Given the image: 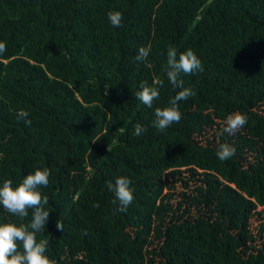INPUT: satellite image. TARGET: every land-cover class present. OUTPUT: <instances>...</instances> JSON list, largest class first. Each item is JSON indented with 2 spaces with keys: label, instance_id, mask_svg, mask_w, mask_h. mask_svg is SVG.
<instances>
[{
  "label": "trees",
  "instance_id": "obj_1",
  "mask_svg": "<svg viewBox=\"0 0 264 264\" xmlns=\"http://www.w3.org/2000/svg\"><path fill=\"white\" fill-rule=\"evenodd\" d=\"M0 42V185L50 170L37 239L53 264H264V0H0ZM170 46L191 48L204 71L181 73L196 95L160 132L154 109L180 90L164 72ZM154 79L164 86L149 108L134 94ZM236 111L247 124L222 133ZM219 143L235 155L220 161ZM121 175L126 212L106 187ZM9 221L21 222L0 206Z\"/></svg>",
  "mask_w": 264,
  "mask_h": 264
},
{
  "label": "clouds",
  "instance_id": "obj_2",
  "mask_svg": "<svg viewBox=\"0 0 264 264\" xmlns=\"http://www.w3.org/2000/svg\"><path fill=\"white\" fill-rule=\"evenodd\" d=\"M107 18L111 26L120 27L123 15L120 11H109ZM7 51V45L0 42V55ZM151 52V46L139 47L135 60L138 62L147 61ZM150 67V65H148ZM204 67L201 59L191 49L181 51L170 46L167 49V62L164 72L168 82L174 89H180L175 96L170 99L166 106L155 107L153 126L160 132L165 131L173 123H179L181 112L178 108L179 101H185L189 97L196 95L195 91L184 86L180 79L181 73L192 75L203 72ZM164 86L163 79H154L152 85L141 81L135 98L142 104L153 107L154 101L160 96L159 89ZM108 92L106 93L107 96ZM19 119H23L26 125H31L28 119L29 113L20 110L17 113ZM248 122V117L239 111L232 112L223 121L222 133L235 134L239 132ZM146 129L139 123L134 125L133 135L141 136ZM95 143L96 141H92ZM236 149L228 143H219L216 156L220 161H227L235 155ZM50 170L48 168L36 167L34 171L28 172L22 180L13 186L11 179H4L0 185V206L11 216L19 218L20 223L3 222L0 223V264H53V261L46 255L48 241L37 239V234L42 233L49 220L50 209L45 206L49 204L46 195H42L41 187H48ZM131 180L127 176H117L113 181H107L106 187L113 193L111 204L115 206L117 212H126L127 208L134 200ZM99 207L98 204L94 205ZM31 209V219L29 223H23L28 217ZM56 228L63 232V223L56 221ZM86 235V231L84 232Z\"/></svg>",
  "mask_w": 264,
  "mask_h": 264
},
{
  "label": "rangeland",
  "instance_id": "obj_3",
  "mask_svg": "<svg viewBox=\"0 0 264 264\" xmlns=\"http://www.w3.org/2000/svg\"><path fill=\"white\" fill-rule=\"evenodd\" d=\"M176 191H180V190H182V186H181V184H179L178 182H177V185H176V189H175Z\"/></svg>",
  "mask_w": 264,
  "mask_h": 264
}]
</instances>
